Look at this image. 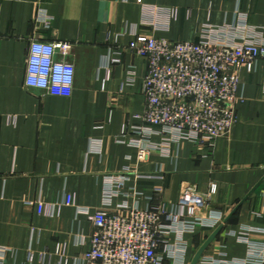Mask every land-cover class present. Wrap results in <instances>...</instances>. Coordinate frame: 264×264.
<instances>
[{
	"label": "crops",
	"instance_id": "crops-1",
	"mask_svg": "<svg viewBox=\"0 0 264 264\" xmlns=\"http://www.w3.org/2000/svg\"><path fill=\"white\" fill-rule=\"evenodd\" d=\"M209 25L264 40V0H0V264H81L93 231L84 210L103 207L127 168L111 208L172 205L185 183L202 192L217 185L211 207L224 219L187 235L185 264L201 248L196 264L246 257L243 229L260 230L250 237L264 242V58L243 71L237 122L212 148L180 141L140 159L131 143L144 124L148 62L129 42L136 33L198 41ZM34 37L74 44L71 96L25 85ZM39 200L52 205L48 212L38 211Z\"/></svg>",
	"mask_w": 264,
	"mask_h": 264
},
{
	"label": "built area",
	"instance_id": "built-area-1",
	"mask_svg": "<svg viewBox=\"0 0 264 264\" xmlns=\"http://www.w3.org/2000/svg\"><path fill=\"white\" fill-rule=\"evenodd\" d=\"M42 23L49 26L48 20ZM128 48L148 62L142 86L144 124L135 129L140 137L131 139L140 159L153 150L168 151L172 143L180 141L212 148L217 138L229 135L243 100L242 73L253 72L264 58V40L228 37L221 28L210 25L201 30L198 41L136 33ZM73 49L69 41L31 38L25 85L54 96H71L76 76ZM115 54L112 63L120 62L121 53ZM154 135L161 141H153ZM129 171L127 168L111 180L103 207L84 210L93 231L81 264H185L187 235L199 228H214L224 219L221 210L211 207L217 185L211 183L202 192L196 184L185 183L179 201L172 205L163 201L141 209L123 202L111 208V199L129 179ZM154 191L160 194L163 188L156 186ZM65 203H73L71 195ZM36 204L39 212H48L52 206L40 200ZM253 231L260 232L243 229L238 234L248 244L246 257H206L200 263L264 264V242L252 239ZM33 256L30 250L29 259Z\"/></svg>",
	"mask_w": 264,
	"mask_h": 264
},
{
	"label": "water",
	"instance_id": "water-1",
	"mask_svg": "<svg viewBox=\"0 0 264 264\" xmlns=\"http://www.w3.org/2000/svg\"><path fill=\"white\" fill-rule=\"evenodd\" d=\"M202 248L197 252V254H196V256H195V258L193 259V261H192V263L191 264H196L197 263V261H198V259H199V257H200V255H201V253H202Z\"/></svg>",
	"mask_w": 264,
	"mask_h": 264
}]
</instances>
